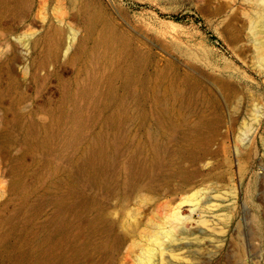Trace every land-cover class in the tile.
Here are the masks:
<instances>
[{
  "label": "rangeland",
  "instance_id": "obj_1",
  "mask_svg": "<svg viewBox=\"0 0 264 264\" xmlns=\"http://www.w3.org/2000/svg\"><path fill=\"white\" fill-rule=\"evenodd\" d=\"M262 16V0H0V264H264ZM89 33L114 58L86 40L71 60Z\"/></svg>",
  "mask_w": 264,
  "mask_h": 264
},
{
  "label": "bare ground",
  "instance_id": "obj_2",
  "mask_svg": "<svg viewBox=\"0 0 264 264\" xmlns=\"http://www.w3.org/2000/svg\"><path fill=\"white\" fill-rule=\"evenodd\" d=\"M262 3H264L263 2V0H262ZM262 18L264 19V17L262 16ZM263 22V21H262ZM264 26V25H263ZM262 27V26H261ZM264 31V30H263ZM86 40H91V41H93V48H92V50H91V53H90V56H91V60L94 62V63H96V64H101V63H103V61H104V59H105V57L106 56H108V59L107 60H110V59H112V57L114 58V56L115 55H113L112 56V53H113V50H111V48L109 47L110 46V42H109V40H108V38H107V36L106 35H104V34H93V33H89L87 36H86V38H82V39H79L78 40V50L76 49V51H74V53L71 55V60L72 59H74V58H76V56L77 55H79L78 54V52H79V49L81 48V47H83L84 45H85V41ZM263 43V42H262ZM262 46L264 47V43L262 44ZM120 52H121V50H120ZM116 53H118V52H116ZM120 55V54H119ZM119 59V58H118ZM76 60V59H75ZM121 60V59H120ZM92 61H90V62H92ZM96 64H94V65H96ZM97 66V65H96ZM95 82V81H94ZM91 90V87L90 86H88V84H87V86L85 85V87L83 88V93L84 94H87V93H89V91ZM97 90V89H96ZM200 129H202V126L201 125H199L198 126V130L196 131H194V134L197 132L198 133V131L200 130ZM200 132V131H199ZM17 203V202H16ZM19 204V203H18ZM14 205V204H13ZM24 205V204H23ZM15 206V205H14ZM28 206V205H27ZM26 205H25V209H26V207H27ZM34 206V205H33ZM21 207V206H20ZM22 208V207H21ZM34 208H35V206H34ZM14 209V208H13ZM28 209V208H27ZM33 209V208H32ZM14 210H16V209H14ZM21 210V209H20ZM20 210H16V211H12L11 210V214L9 215V221H14L15 219H17V218H21V216H23V214L24 213H22V212H20ZM22 211H23V209H22ZM25 211V210H24ZM27 212H28V210H27ZM26 214V213H25ZM22 218H26L25 216H23ZM184 218H182V217H180V214L179 213H175L174 214V221H176V223L178 222L179 223V221H182ZM25 221H26V219H25ZM22 222H23V220H22ZM11 223V222H10ZM176 223L174 224V225H176ZM175 231H176V229H175ZM173 233L174 232H172V231H169L168 233H167V235H170V237L172 238L173 237ZM18 251H19V249H18ZM146 251V250H145ZM155 251V250H154ZM169 251H170V249H169ZM17 252V251H16ZM146 252H149V251H146ZM152 251H150L149 252V254L148 253H145V255L144 256H146V254H148L147 256H146V258L147 259H150L151 260V255H153L154 253H151ZM161 252V251H160ZM165 252V251H164ZM13 253V252H12ZM11 253V254H12ZM17 254V253H16ZM162 254V253H161ZM173 253L171 252V254H170V257H171V259H172V257L174 258V256H171ZM17 255H19V254H17ZM165 255V254H164ZM13 256V255H12ZM144 256H143V258H144ZM150 256V257H149ZM161 257H162V255H160ZM15 257V256H14ZM176 258V257H175ZM16 259V258H15ZM145 259V258H144ZM32 260V259H31ZM143 261V260H142ZM161 261H162V258H161ZM35 262V261H34ZM147 262H149V261H147ZM162 262H164V261H162Z\"/></svg>",
  "mask_w": 264,
  "mask_h": 264
},
{
  "label": "water",
  "instance_id": "obj_3",
  "mask_svg": "<svg viewBox=\"0 0 264 264\" xmlns=\"http://www.w3.org/2000/svg\"><path fill=\"white\" fill-rule=\"evenodd\" d=\"M15 193V186L11 185L7 191V196L4 200L0 202V211L7 206V204L11 203V198L13 197Z\"/></svg>",
  "mask_w": 264,
  "mask_h": 264
}]
</instances>
